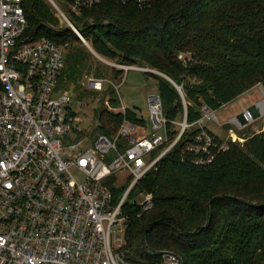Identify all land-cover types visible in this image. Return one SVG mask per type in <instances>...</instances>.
<instances>
[{"label": "trees", "instance_id": "obj_1", "mask_svg": "<svg viewBox=\"0 0 264 264\" xmlns=\"http://www.w3.org/2000/svg\"><path fill=\"white\" fill-rule=\"evenodd\" d=\"M25 8L26 36L66 47L59 89L78 87L91 52L75 47L82 41L73 29H59L46 0H28ZM71 20L101 57L157 71L150 74L159 80L169 121L187 111L194 123L203 105L216 111L257 86L264 89V0H160L144 9L104 0ZM182 52L191 53L192 60L179 59ZM124 72L112 67V79ZM110 101L116 108L118 99ZM124 119L143 124L136 111L105 109L101 133L114 136ZM219 128L225 140L210 128L209 133L228 149L212 164L198 166L195 155L185 151L198 132L194 129L138 183L131 199L152 194L153 208L144 210L133 201L123 207L133 264H160L164 251L176 253L184 264H264V131L241 145L230 138L229 124ZM125 191L113 189L116 202Z\"/></svg>", "mask_w": 264, "mask_h": 264}, {"label": "built area", "instance_id": "obj_2", "mask_svg": "<svg viewBox=\"0 0 264 264\" xmlns=\"http://www.w3.org/2000/svg\"><path fill=\"white\" fill-rule=\"evenodd\" d=\"M27 1L0 0V264H133L125 234L124 244L113 242L115 228L125 227L128 220L123 207L186 132L198 131L185 150L195 155L198 166L212 164L217 153L226 151L228 145H218L207 126L219 124L218 117L203 105L194 123L188 122L187 111L181 120L169 121L160 95L154 94L149 97L150 132L124 119L114 136L101 134L90 146L84 141L66 144L78 120L71 109L73 99L59 89L66 47L26 36ZM46 1L83 40L59 0ZM61 1L76 16L104 2ZM114 1L144 9L160 0ZM111 65L125 72L133 68ZM87 83L99 92L120 88L110 79L90 78ZM263 116L264 101L227 124L241 132ZM174 132L178 133L171 141ZM236 134L231 128L230 138L241 141ZM114 188H126L118 202ZM134 201L144 210L153 208L152 194L137 193ZM160 264L184 262L176 253L164 251Z\"/></svg>", "mask_w": 264, "mask_h": 264}, {"label": "rangeland", "instance_id": "obj_3", "mask_svg": "<svg viewBox=\"0 0 264 264\" xmlns=\"http://www.w3.org/2000/svg\"><path fill=\"white\" fill-rule=\"evenodd\" d=\"M59 3L61 8L71 19L73 15L69 11L68 4L61 0H59ZM88 21L93 22L92 19H89ZM73 25V27L79 31L83 37V40H81L82 45H77L75 47L84 48L89 53L91 52L92 57L89 60L90 65L88 66L87 71L79 81L80 85L77 87L66 84L65 88L69 90L66 91V89H61L68 92L73 98L71 109L78 119L73 126V132L67 139L66 144H75L80 141H84L85 145L90 146L101 134H104L101 133L99 128V125L101 124V111L105 109L111 111L110 108H115L110 101L112 96L118 99V105H116V108H118L119 111L116 113L121 112L120 110L122 107L136 111L138 117L143 119L142 126L150 132L152 130V121L150 119L149 112V97L160 92L159 80L150 74L153 72H150L149 70L147 71L138 65L136 68L139 67L143 69L139 70L133 67L131 71L124 72L118 80H113V66L111 64L115 63H112V60H107L97 54L92 48L91 43L84 37L79 28L74 23ZM65 26L71 28V26H69L64 20L60 19L59 29ZM179 59L192 60V54L182 52L179 55ZM155 73L157 74V71H155ZM103 77L112 80L115 84H119V91H115V93L111 94L107 92V89L99 92L88 88L87 82L90 78L101 79ZM110 89H113V87ZM262 100H264V96L260 91V88H256L249 93L238 97L235 101L216 110L215 114L218 117L219 124H213L211 122L208 123L207 126L213 131V133L219 136L222 140H225V137H222V128L220 129L219 126L221 127L227 124L243 110L254 109L257 106V103ZM230 126L237 133L236 138L239 137L241 139L238 143L244 145L251 136L264 131V119H260L254 124L248 126L242 131V133H238L239 131L236 130L235 126ZM122 180L123 178H121V181ZM138 200L141 202L143 198L139 196ZM125 231L126 228L124 225L117 226L115 228L113 236L115 246L124 244L123 241Z\"/></svg>", "mask_w": 264, "mask_h": 264}, {"label": "water", "instance_id": "obj_4", "mask_svg": "<svg viewBox=\"0 0 264 264\" xmlns=\"http://www.w3.org/2000/svg\"><path fill=\"white\" fill-rule=\"evenodd\" d=\"M81 39V38H80ZM82 40V39H81ZM102 59V58H101ZM150 72H153V73H155V71H153V70H149ZM158 74V73H157ZM159 75H161L162 77H164V78H167L166 76H164V75H162V74H159ZM168 79V78H167ZM169 80V79H168ZM170 81V80H169ZM253 110V109H252ZM136 204V201H133L132 202V205H135Z\"/></svg>", "mask_w": 264, "mask_h": 264}, {"label": "crops", "instance_id": "obj_5", "mask_svg": "<svg viewBox=\"0 0 264 264\" xmlns=\"http://www.w3.org/2000/svg\"><path fill=\"white\" fill-rule=\"evenodd\" d=\"M136 69H138V68H136ZM139 70H142V69H139ZM256 88H259V86L253 88L252 90H254V89H256ZM252 90H250V91H252ZM250 91L246 92L245 94L249 93ZM245 94H243V95H245Z\"/></svg>", "mask_w": 264, "mask_h": 264}]
</instances>
